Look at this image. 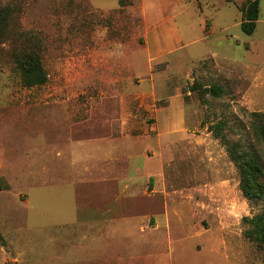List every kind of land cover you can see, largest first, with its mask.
Wrapping results in <instances>:
<instances>
[{
    "label": "rangeland",
    "instance_id": "1",
    "mask_svg": "<svg viewBox=\"0 0 264 264\" xmlns=\"http://www.w3.org/2000/svg\"><path fill=\"white\" fill-rule=\"evenodd\" d=\"M255 1L260 16L248 35ZM0 7L13 11L17 34L0 45V179L8 187L0 191V264H264L246 237V219L263 203L244 196L222 142L264 158L252 117L264 113V0ZM24 47L39 52L46 84L24 85L15 55ZM113 126L147 139L139 171L122 164L114 180L102 177L92 146L91 171L81 172L83 160L67 172L72 127L79 144ZM129 144L121 142L118 160Z\"/></svg>",
    "mask_w": 264,
    "mask_h": 264
},
{
    "label": "trees",
    "instance_id": "2",
    "mask_svg": "<svg viewBox=\"0 0 264 264\" xmlns=\"http://www.w3.org/2000/svg\"><path fill=\"white\" fill-rule=\"evenodd\" d=\"M251 8H253L254 14L251 15L249 10L248 22L243 24V31L248 35H252L256 30L255 22L259 20L260 16L259 2L255 1ZM12 12L10 7H0V45L6 42L7 38H16L17 36L15 32H11L9 27ZM15 55L26 87L46 84L47 75L41 56L36 49L24 47L22 50H18ZM252 117L257 137L264 149V113H254ZM222 142H224L231 159L239 170L244 196L252 205L258 206L260 202L263 203L259 214L246 219L250 226L246 231V237L257 243L264 252V158L253 146L245 149L244 144L240 142L233 144L227 139H222ZM5 189L8 187L0 179V191Z\"/></svg>",
    "mask_w": 264,
    "mask_h": 264
},
{
    "label": "crops",
    "instance_id": "3",
    "mask_svg": "<svg viewBox=\"0 0 264 264\" xmlns=\"http://www.w3.org/2000/svg\"><path fill=\"white\" fill-rule=\"evenodd\" d=\"M123 113H124L123 114V116H124L126 114V112H123ZM114 123L115 122H113V124ZM72 133H73V127H72V130H71L68 138L66 139L65 144H64L65 149H64V160L63 161H66L67 172L73 170L74 166H72V164H74V162L80 163V161L82 162L83 160L86 163L88 162V161H85V160L89 159V157H90V154H88L87 151H90L91 150L90 147H92V146H94L96 151H98V153H99L98 160L96 161L98 166L94 169V171L95 170L97 172L99 171L100 173H103V175L106 174V177L102 176L104 178H108L109 176L107 177V174H111L112 176L110 175L111 176L110 178H112V180H114L115 174L118 172V170L120 171L122 164H124L127 167L128 171L131 170L132 173H134L135 171H137V172L139 171V169L136 167L137 166L136 161H139L140 159L145 160V159L149 158L148 155L143 152V147H145L148 144L147 139H144L142 137H136L134 135H128V134L123 135V137H121L119 135L118 128H115L114 126H113V132H112V134L110 133L111 134L110 136L105 135L104 137H99V138H96L93 140L92 139L91 140L85 139L79 144L74 142V138H73ZM163 135L160 134L159 135L160 137H158V140H162ZM166 135H169V133H167ZM122 141H127L128 143H130L129 146H127L130 148V150H127V155H126L127 157H126L125 162L118 160V154H117L118 152H120ZM75 143L78 144L79 146L75 145ZM139 144L142 147V149H141L142 153H140L139 151L137 152L134 149ZM83 153L85 154L84 157H86V158L83 157ZM57 156L60 157L62 155H60V153H58ZM162 165H163V163H162ZM86 171L87 172L91 171L89 169L88 163L86 164V168L83 169L81 172L84 173ZM132 177L135 178L134 175H132ZM104 182H106V180ZM107 182L111 183L110 180H108ZM130 182H132V181H128L127 183L130 184ZM127 187L128 186H126V188Z\"/></svg>",
    "mask_w": 264,
    "mask_h": 264
}]
</instances>
